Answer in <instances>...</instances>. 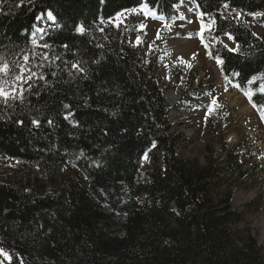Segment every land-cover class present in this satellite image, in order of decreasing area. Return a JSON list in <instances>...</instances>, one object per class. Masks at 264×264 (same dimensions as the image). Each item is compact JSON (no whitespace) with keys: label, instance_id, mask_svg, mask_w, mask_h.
<instances>
[{"label":"trees","instance_id":"obj_1","mask_svg":"<svg viewBox=\"0 0 264 264\" xmlns=\"http://www.w3.org/2000/svg\"><path fill=\"white\" fill-rule=\"evenodd\" d=\"M180 1L0 0V58L10 63L53 16L39 39L49 45L38 69L44 79L26 84L23 99L0 102V156L39 168L51 185L39 191L0 178V245L11 257L3 264H264L255 239L236 227L243 214L221 189L220 169L175 153L154 75L158 55L144 63L143 50L124 40L142 17L107 23L141 4L170 19ZM189 1L210 20L209 56L222 61L224 85L249 90L263 106L264 35L235 15L259 13L264 25V0ZM226 33L235 51L219 41ZM153 144L162 168L142 171ZM228 159L239 166L235 155ZM65 166L76 179L56 182Z\"/></svg>","mask_w":264,"mask_h":264},{"label":"rangeland","instance_id":"obj_2","mask_svg":"<svg viewBox=\"0 0 264 264\" xmlns=\"http://www.w3.org/2000/svg\"><path fill=\"white\" fill-rule=\"evenodd\" d=\"M178 6L180 12H174L170 19H157L143 8L142 4L119 12L123 13V23L120 25H126L131 16L142 17V21L134 28L126 30L124 40L133 46V39L140 35L141 42L136 47H140L141 51L156 45L154 48L160 59L159 87L168 94L170 91L182 92L184 97L180 106L177 103L171 106L166 101L168 96L162 93L164 105L169 113L167 121L169 133L177 141L176 155L201 166L215 165L220 169L221 189L231 194L232 209L243 214V219L236 227L251 235L264 253V119L261 117L264 105L254 107L250 98L245 95L246 91L250 92L249 90L241 91L224 85L217 58L210 57L208 52L212 42L209 35L210 27H204L203 30L201 28L202 22L207 26L210 25V20L194 12L189 0H181ZM253 14L243 15L240 17L241 21L249 24L256 36L262 37L264 25L256 22L257 15ZM115 18L116 15L107 23L117 27ZM52 22L47 14L45 22H39L31 35L30 47L21 58L14 61L23 63L24 55L30 57L28 67L32 68L37 76L29 83L39 77V65L45 61L39 57L46 53V49L40 46L42 44L39 39L47 24ZM141 24L144 25L142 29ZM184 38L188 39L187 44L181 43ZM33 39L37 41L38 46L32 44ZM219 41L227 44V48H235V44L228 40L227 35L221 36ZM197 51L200 54L198 53L196 62L189 66L188 75L179 85L185 57ZM33 53L36 54L35 58ZM170 71L174 72L175 83L166 79ZM200 73L203 76L198 78ZM2 82L3 77L0 76V83ZM13 82L9 78L6 87ZM213 100L216 101L215 105L212 103ZM196 111L200 113L194 114ZM187 131L190 132L186 133ZM153 145L145 153L147 158L144 155L142 159V171L152 172L162 168V149L158 144ZM229 154L236 156L239 166L229 161ZM8 175L21 179L23 183L35 184L39 191H46L49 186L51 187L39 168L0 156V178ZM76 176L72 168L65 166L55 181L76 179ZM142 197L143 195L139 197L140 201ZM248 202H253L255 209L247 211ZM0 249L4 250L1 245ZM0 257V264L9 260Z\"/></svg>","mask_w":264,"mask_h":264},{"label":"snow or ice","instance_id":"obj_3","mask_svg":"<svg viewBox=\"0 0 264 264\" xmlns=\"http://www.w3.org/2000/svg\"><path fill=\"white\" fill-rule=\"evenodd\" d=\"M224 9H228L229 5L227 3H225L223 5ZM235 11V10H233ZM201 16L205 15L204 13L200 14ZM253 15H260V14H253ZM241 16L240 12H236L235 15V19L239 20ZM123 13H117L116 14V18H115V24L117 27L120 26V24L123 23ZM40 17H37V19H39ZM48 18L49 19H53L52 13L49 12L48 13ZM181 19H183V17H181ZM112 22V21H110ZM215 21L213 20V23ZM144 27V25H140V28L142 29ZM204 27H210V25H204L202 22L201 28L203 30ZM77 32L83 34L84 33V28L83 27H77ZM42 31V30H40ZM225 35H227L228 40H232L233 37L231 36V34L226 33ZM255 35V34H254ZM137 40L139 41V37H137ZM32 44L34 46H38L37 45V41L35 39L32 40ZM43 48H48L49 45L48 44H43L40 45ZM64 47H67V45H65ZM225 47H228L227 44H225ZM236 49L233 48H229V51H235ZM36 54L33 53V58H35ZM41 60H47L49 59V57L47 56L46 53L41 54L39 57ZM30 57L28 55H24L23 56V63L20 62H13L10 63L8 62L5 58H0V76L3 77V82L0 83V102H3L4 104H8L9 100H17V99H23V93H24V85L28 84L29 87H31V85L29 84V81H31L34 77L37 76V73L35 71L32 70V68L28 67V62H29ZM55 59H59V57H56ZM217 63H222V61L217 58ZM40 67H42L43 65H39ZM73 68L82 71V69H79L77 64H73L72 65ZM18 69V71H17ZM71 75V73H69ZM9 78H11L14 82L6 87V85L9 84ZM39 79L43 80L44 76L40 75ZM225 79H227V77H225ZM257 77H253L252 80H249L248 83L251 84L254 80H256ZM237 87H240V85H236ZM260 91L264 92V83L261 84V88ZM245 95L248 96L251 99V92H245ZM214 105L216 104V101L213 100L212 102ZM68 105H65V108H67ZM255 107V105H254ZM211 110V109H210ZM261 117L262 119H264V112H261ZM67 118V117H66ZM33 124H38V121L33 120L32 122ZM49 123H51V121H49ZM154 146V145H153ZM145 158H147V156L145 155ZM0 256H3L5 259H11L9 253L5 252L3 249H0Z\"/></svg>","mask_w":264,"mask_h":264},{"label":"bare ground","instance_id":"obj_4","mask_svg":"<svg viewBox=\"0 0 264 264\" xmlns=\"http://www.w3.org/2000/svg\"><path fill=\"white\" fill-rule=\"evenodd\" d=\"M143 6V8H145L147 11H149V13L150 14H153V16H155L156 18H158L156 15H155V12L154 11H152L147 5H145V4H143L142 5ZM191 6H192V8H194V6L191 4ZM175 12H180V9H179V6L178 5H176L175 6ZM183 12V11H182ZM183 14H184V16H186L185 15V13L183 12ZM139 36V38H140V35H138ZM140 42H141V39H139V41L137 40V37L135 38V39H133V42H132V44H133V46L134 47H136V46H138L139 44H140ZM187 42H188V39H186V38H184V39H182V41H181V43H183V44H187ZM153 47V48H152ZM154 47H156V45H154V46H149L148 48H146V49H144V51H143V62L144 63H146V62H148L149 60H150V58H151V56L152 55H154V54H157V51H156V49L154 48ZM199 52L197 51V52H192V53H190V54H188L186 57H185V59H184V63H183V66L181 67L182 68V74H181V79H180V81H179V85H181L182 84V82H183V80L185 79V76H187L188 75V73H189V66L191 65V64H193V63H195L196 62V60H197V57H198V55L200 54H198ZM158 55V54H157ZM158 58H159V56H158ZM159 61H160V59H159ZM154 75H155V77H156V79H157V83H158V78L161 76V73H160V67H158L155 71H154ZM203 76V74L202 73H200L199 75H198V78L199 77H202ZM166 79L169 81V82H171V83H175V81H176V77H175V75H174V72L173 71H170L167 75H166ZM196 85H197V83H195L194 84V87H196ZM158 86H159V83H158ZM159 89L162 91V93L164 92V90L161 88V87H159ZM176 90H178V89H176ZM164 94H166L167 96H168V99L166 98V101H168V103L169 104H171V106H173L175 103H177L179 106L181 105V103L183 102V100L182 99H184V97H183V95H182V92H179V91H174V92H171L170 91V93L168 94L167 92H164ZM197 101V100H196ZM198 102V101H197ZM200 113V111H196L194 114H199ZM166 121H169V113H166ZM168 123V122H167ZM190 131H187L186 133H189Z\"/></svg>","mask_w":264,"mask_h":264},{"label":"built area","instance_id":"obj_5","mask_svg":"<svg viewBox=\"0 0 264 264\" xmlns=\"http://www.w3.org/2000/svg\"><path fill=\"white\" fill-rule=\"evenodd\" d=\"M149 62V61H148ZM148 62H146V63H148Z\"/></svg>","mask_w":264,"mask_h":264},{"label":"water","instance_id":"obj_6","mask_svg":"<svg viewBox=\"0 0 264 264\" xmlns=\"http://www.w3.org/2000/svg\"><path fill=\"white\" fill-rule=\"evenodd\" d=\"M258 14V13H257Z\"/></svg>","mask_w":264,"mask_h":264}]
</instances>
